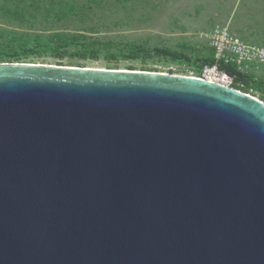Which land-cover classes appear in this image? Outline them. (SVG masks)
<instances>
[{
    "label": "water",
    "instance_id": "water-1",
    "mask_svg": "<svg viewBox=\"0 0 264 264\" xmlns=\"http://www.w3.org/2000/svg\"><path fill=\"white\" fill-rule=\"evenodd\" d=\"M0 264H264L263 100L0 62Z\"/></svg>",
    "mask_w": 264,
    "mask_h": 264
},
{
    "label": "rangeland",
    "instance_id": "rangeland-1",
    "mask_svg": "<svg viewBox=\"0 0 264 264\" xmlns=\"http://www.w3.org/2000/svg\"><path fill=\"white\" fill-rule=\"evenodd\" d=\"M60 34L70 43L54 48ZM92 50L97 58L82 57ZM16 53L23 62L195 76L232 67L264 99V0H0V61Z\"/></svg>",
    "mask_w": 264,
    "mask_h": 264
},
{
    "label": "trees",
    "instance_id": "trees-1",
    "mask_svg": "<svg viewBox=\"0 0 264 264\" xmlns=\"http://www.w3.org/2000/svg\"><path fill=\"white\" fill-rule=\"evenodd\" d=\"M58 44L57 46H55L54 48L56 47H60V48H64L66 46L69 45V40L67 39L66 35L64 34H60L58 35ZM19 53H16L15 56L18 57L17 59L15 60H6V61H0V62H13V61H20L19 59ZM55 55L58 56V57H64V54L62 51L60 50H57V52H55ZM82 57H92V58H97V52L95 50H92L90 52H84L83 54H81ZM23 62V61H22ZM56 64H59V65H64L63 63H56ZM108 68H118V67H108ZM128 69H134V68H128ZM143 70H152V71H159L157 69H154V68H142ZM227 72L230 73L231 75H234V83L232 85V87L236 88V89H239V90H242L246 93H249L251 94L249 91H248V88H242L239 84V82H242L243 84H245L246 86H249V78L247 75L245 74H240L239 72H236L232 67H227ZM172 73V72H170ZM200 77V76H198ZM253 95V94H252ZM255 96V95H253ZM256 97V96H255ZM261 100L264 101L263 98H260Z\"/></svg>",
    "mask_w": 264,
    "mask_h": 264
},
{
    "label": "built area",
    "instance_id": "built-area-1",
    "mask_svg": "<svg viewBox=\"0 0 264 264\" xmlns=\"http://www.w3.org/2000/svg\"><path fill=\"white\" fill-rule=\"evenodd\" d=\"M208 74H210L211 76L214 75L213 77L215 78V80H214L215 82H218V83H221V84H224V85H227V86H232L233 85L235 76L231 75L227 71H223L222 74H219V71L217 69L213 70L211 68H208L206 70V74L203 75V76H200V78L208 80V78L206 76Z\"/></svg>",
    "mask_w": 264,
    "mask_h": 264
},
{
    "label": "bare ground",
    "instance_id": "bare-ground-1",
    "mask_svg": "<svg viewBox=\"0 0 264 264\" xmlns=\"http://www.w3.org/2000/svg\"><path fill=\"white\" fill-rule=\"evenodd\" d=\"M86 67H88V68H102V67H89V66H86ZM189 76H195V75H189ZM198 77V76H197ZM207 78H208V80H210V81H214L215 80V78H213V77H211V76H207ZM215 82V81H214ZM264 102V101H263Z\"/></svg>",
    "mask_w": 264,
    "mask_h": 264
}]
</instances>
